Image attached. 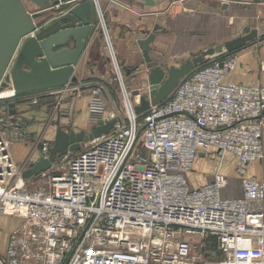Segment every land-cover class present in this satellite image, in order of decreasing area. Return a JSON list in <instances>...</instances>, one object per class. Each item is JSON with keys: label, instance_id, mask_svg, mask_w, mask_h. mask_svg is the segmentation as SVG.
Returning <instances> with one entry per match:
<instances>
[{"label": "built area", "instance_id": "2783aa9c", "mask_svg": "<svg viewBox=\"0 0 264 264\" xmlns=\"http://www.w3.org/2000/svg\"><path fill=\"white\" fill-rule=\"evenodd\" d=\"M93 2L126 116L108 109L102 84L90 86V126L116 119L113 129L25 179L29 164L14 160L12 146L30 137L12 105H60L66 87L42 100L16 95L11 82V93L0 95V216L18 225L0 264H264V179L246 177L250 163L264 160V85L228 83L237 59L224 53L138 115L142 94L127 86L100 0ZM31 142L39 156L50 155L51 142ZM212 152L239 158L241 196L223 195L230 181L219 169L211 183L191 188L187 174ZM196 238L212 239L219 258L199 260Z\"/></svg>", "mask_w": 264, "mask_h": 264}, {"label": "crops", "instance_id": "0c3cea01", "mask_svg": "<svg viewBox=\"0 0 264 264\" xmlns=\"http://www.w3.org/2000/svg\"><path fill=\"white\" fill-rule=\"evenodd\" d=\"M82 1L75 0L71 4H78ZM156 1L155 7H149L139 0H100L117 60L123 68L127 86L134 93L141 90L142 80L146 78V75L134 77L135 74L129 73V70L143 59V52L139 49L137 41L146 38L158 25L160 28L157 30L156 42L153 44L154 50L151 53L154 63L149 65V68L155 65L179 66L180 60L183 58L186 60L189 58V54L242 36L247 27L258 30V38L254 42L233 52L237 59V65L228 75L227 82L244 86L264 85V0H174L163 3H159V0ZM224 4L228 5L226 9L223 8ZM67 9L68 5L57 8L61 12H66ZM50 12L52 11H45L37 15H47ZM95 17L94 27L97 32L92 37L81 63L80 81L94 75L93 78L103 80V77L106 76L105 74L101 75L96 68L92 67L94 45L104 39V28L100 25L97 12H95ZM74 44L73 40L69 46L74 47ZM95 83L91 81L83 84V87L86 88H84L83 94L78 97L75 105H72L70 100L63 102L74 93V85L70 84L64 89H53L58 93L62 89L66 90V95L59 107L63 111L74 109L80 130L90 128V85L93 86ZM105 97L108 109L114 108L109 100L111 97L108 94ZM54 113V109L49 104H42L41 107L32 106V109L20 111L16 115L27 121L31 140L43 137L44 140L51 141L47 122L50 119L49 116ZM12 156L18 164L23 165L30 164L38 154L33 151L31 142L26 141L13 144ZM225 159H229V162L224 163ZM238 164L239 158L234 154L228 153L221 158L212 152V154L202 156L196 161L193 170L187 174L188 183L193 189L201 188L213 181L214 175L219 169L228 176L230 183L233 184V191L229 196H241V180L236 174ZM208 165H210L209 169ZM201 168L210 170L208 174L210 177L209 180L198 183V179L204 176ZM195 171L198 173H194ZM246 177L264 179V160L250 163L247 167ZM1 222L5 223L7 227L4 240H0L5 252L9 236L18 225V221L11 217L0 216Z\"/></svg>", "mask_w": 264, "mask_h": 264}, {"label": "water", "instance_id": "95a60500", "mask_svg": "<svg viewBox=\"0 0 264 264\" xmlns=\"http://www.w3.org/2000/svg\"><path fill=\"white\" fill-rule=\"evenodd\" d=\"M0 0V87L10 73L12 87L16 95L22 96L62 87L80 81L81 63L89 43L95 35L96 7L93 0ZM146 6L155 7L156 0H139ZM174 0H159V3ZM35 7L30 11L28 5ZM68 5L66 12L57 8ZM227 4L223 5L226 9ZM54 11L36 21L33 15ZM156 26L146 38L139 39L137 45L143 52L142 61L129 70L134 77L142 80L141 104L135 108L143 114L151 104L165 101L175 90L182 78L209 59L224 53H233L258 38V30L245 28L244 34L224 43L207 48L199 56L188 58L179 66L163 67L155 65L151 53L156 42ZM74 47H70L71 41ZM148 71V72H147ZM53 106L56 103L50 102ZM116 119L99 121L90 128L78 132L67 130L60 118L54 140L51 141L50 155L37 156L23 172L25 179L39 176L52 168L58 158L69 152H77L82 146L109 133Z\"/></svg>", "mask_w": 264, "mask_h": 264}, {"label": "rangeland", "instance_id": "374dc122", "mask_svg": "<svg viewBox=\"0 0 264 264\" xmlns=\"http://www.w3.org/2000/svg\"><path fill=\"white\" fill-rule=\"evenodd\" d=\"M28 7H29L30 11L35 10V7L31 4L28 5ZM45 15H37L36 14V15H33V17L36 21H40V20H42V17H44ZM103 32H104L103 41L97 42L94 45L92 67H94V69L96 68V70H98V72H100L101 75L105 74L106 76H104L103 80H102L100 78L99 79L93 78L95 76L94 75V76L88 77L87 79L84 78L81 81H79L78 83H73L72 85H74L73 87H75L74 93L71 94L68 99H64L63 102L65 103V102H67V100H70L71 104L75 105L78 97L81 96V94H83L84 88H86V87H83V84L93 81L96 83H100L104 86V91H103L104 98H106L105 95L108 94L111 97V98H109V100H111L110 103H112L113 106L117 107L118 110L121 111L122 116L125 117L126 111L124 108V101H123V97H122V89H121V85H120L118 72L116 70V66H115V63L113 61V54H112V49H111L110 43L107 40L105 31H103ZM206 49H204V50H206ZM204 50H200V51H197L195 53H191V54H189L188 57L189 58L197 57ZM184 61L185 60L183 58L180 60L179 63L182 64ZM121 68H122V66H121ZM122 71H123V68H122ZM123 73H124V71H123ZM10 84H11V77H10V73H8V75L6 76V78L4 79V81L2 83V86L0 87V93L7 92L8 90H10ZM105 92H107V94H105ZM33 95L39 96V98L44 100V99H47L50 97V92L44 91V92H40V93H36V94L34 93ZM24 101H26V100L18 101L15 103V105H12L14 113L17 112L16 114H18L20 111L24 112V111H28V110L32 109V106L28 105ZM41 106L42 105H38L35 107H41ZM49 117H50V119L47 122V127H48L47 129H50L49 133L51 134V139L54 140L53 136H55L56 130L58 128L56 121H55L57 118L56 112L54 114H52V116H49ZM24 122H25V124H27L26 120H24ZM60 123H61V125L65 126V128L67 130H75L76 132H78L81 129L79 124H77V118L75 116L74 109H72V108L66 109V111L63 113V116L60 118ZM27 125H26V128L28 130ZM39 139L44 140L43 137H39V138L37 137V140H39ZM26 141L31 142V139L27 138V140H24L21 142H26ZM44 141L48 142V143L51 142L49 140H44ZM31 144L33 146L32 142H31ZM223 162L224 163L229 162V159H225V161H223ZM209 166L210 165H208V169H209ZM201 171H202V173H204V176L201 177L200 179H198V181H197L198 183H202V181H207V180H209V177H210L208 175L210 170H203L201 168ZM194 173H198V172L195 171ZM232 186H233V184L229 183L228 187H226L223 190L224 196H227V195L229 196L232 194V191H233ZM6 228H7L6 224L1 222L0 223V240H2V241L4 240V235L7 231ZM0 243H1L0 254L3 255L4 254V246L2 245V242H0ZM194 243L197 245L196 251H197V255H198L199 260H201V261H213V260H216L219 258V254H218V251L216 248V244L212 239L196 238L194 240Z\"/></svg>", "mask_w": 264, "mask_h": 264}, {"label": "flooded vegetation", "instance_id": "af4514ba", "mask_svg": "<svg viewBox=\"0 0 264 264\" xmlns=\"http://www.w3.org/2000/svg\"><path fill=\"white\" fill-rule=\"evenodd\" d=\"M52 12H54V11H52ZM54 13H55V12H54ZM51 101L55 102V103H56V106H53V105L50 103ZM44 104H49V105L51 106V108L54 109V112L57 113V116H56L57 118H56L55 121H57L58 118H61V117L63 116V113H64L65 111H63V110L61 109V107H59L57 101H54L53 98L50 99L49 102H46V103H44ZM41 105H42V104H41ZM50 111H51V110H50Z\"/></svg>", "mask_w": 264, "mask_h": 264}, {"label": "bare ground", "instance_id": "6f19581e", "mask_svg": "<svg viewBox=\"0 0 264 264\" xmlns=\"http://www.w3.org/2000/svg\"><path fill=\"white\" fill-rule=\"evenodd\" d=\"M10 93H11V91H7V92L0 93V95H2V96H8Z\"/></svg>", "mask_w": 264, "mask_h": 264}]
</instances>
